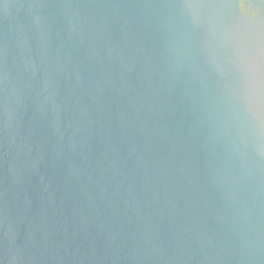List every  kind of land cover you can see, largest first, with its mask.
<instances>
[{
    "label": "water",
    "instance_id": "1",
    "mask_svg": "<svg viewBox=\"0 0 264 264\" xmlns=\"http://www.w3.org/2000/svg\"><path fill=\"white\" fill-rule=\"evenodd\" d=\"M0 264H264V0H0Z\"/></svg>",
    "mask_w": 264,
    "mask_h": 264
},
{
    "label": "flooded vegetation",
    "instance_id": "2",
    "mask_svg": "<svg viewBox=\"0 0 264 264\" xmlns=\"http://www.w3.org/2000/svg\"><path fill=\"white\" fill-rule=\"evenodd\" d=\"M241 8H242L243 10H245V8H246V4H242V5H241Z\"/></svg>",
    "mask_w": 264,
    "mask_h": 264
}]
</instances>
